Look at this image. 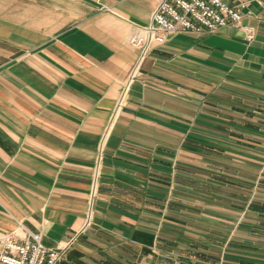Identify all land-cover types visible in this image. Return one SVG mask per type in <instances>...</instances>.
Wrapping results in <instances>:
<instances>
[{"label": "crops", "instance_id": "1", "mask_svg": "<svg viewBox=\"0 0 264 264\" xmlns=\"http://www.w3.org/2000/svg\"><path fill=\"white\" fill-rule=\"evenodd\" d=\"M261 1L252 42L179 32L137 64L154 0H0V234L57 264H264Z\"/></svg>", "mask_w": 264, "mask_h": 264}, {"label": "built area", "instance_id": "2", "mask_svg": "<svg viewBox=\"0 0 264 264\" xmlns=\"http://www.w3.org/2000/svg\"><path fill=\"white\" fill-rule=\"evenodd\" d=\"M252 2L262 4L261 0H154L150 22L137 25L126 43L139 50V59L146 56L153 43L162 44L179 32L236 27L250 43L255 29L243 21ZM63 252L45 247L38 234L28 233L22 240L13 234H0V264H57Z\"/></svg>", "mask_w": 264, "mask_h": 264}, {"label": "rangeland", "instance_id": "3", "mask_svg": "<svg viewBox=\"0 0 264 264\" xmlns=\"http://www.w3.org/2000/svg\"><path fill=\"white\" fill-rule=\"evenodd\" d=\"M137 25H133V29L136 27ZM140 26V25H139ZM132 29V31H133ZM127 41V40H126ZM127 44V43H126ZM128 46V45H127ZM145 57L139 59V55H138V61H137V64L141 63V61L144 59ZM126 104V90H122L120 95H119V98L117 99L115 105H114V108H113V111H112V114L109 118V120L107 121V124H106V131H105V135L107 134V131L108 129H110V127L113 125L114 123V120L118 117V115L120 114V111L123 109V107L125 106ZM106 138V137H104ZM104 138H103V141H104Z\"/></svg>", "mask_w": 264, "mask_h": 264}]
</instances>
